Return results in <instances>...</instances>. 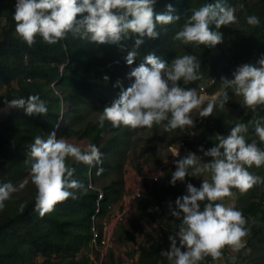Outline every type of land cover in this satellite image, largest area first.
Listing matches in <instances>:
<instances>
[{
	"label": "clouds",
	"instance_id": "clouds-1",
	"mask_svg": "<svg viewBox=\"0 0 264 264\" xmlns=\"http://www.w3.org/2000/svg\"><path fill=\"white\" fill-rule=\"evenodd\" d=\"M155 4L156 0H15V33L29 47L37 36L49 45L66 39L68 34L96 45L120 44L122 40L132 39L133 50L125 57L127 65H132L143 38H158V25H169L180 19L171 4L162 12L155 11ZM239 8L243 10L244 5L240 4ZM236 11L223 0L194 8L173 39L197 48L215 47L223 42L219 29L237 22ZM246 22L255 27L259 26L260 19L255 15L246 16ZM200 67L201 62L194 55L175 57L167 63L149 52L127 73V79L133 81L131 85L103 108L98 116L99 126L108 121L113 128L150 129L162 123L165 132L193 128L194 114L207 118L217 105L225 109L230 100L229 90L242 97L244 106L253 112L258 107L264 109V55L255 64L236 67L230 78L221 76L220 91L206 101L195 88L183 87L180 83L187 85L201 79ZM7 106L23 109L29 116L48 112L46 103L38 95L8 100ZM248 124H252L259 142L264 143V119ZM248 124L238 123L227 135L217 134L218 143L207 150L199 146L203 156L189 151L180 157L177 146L174 156L180 158L174 161L175 171L171 172L169 184L183 183L189 169L192 177L208 174L210 179L201 180L199 188L187 183L186 194L175 199L174 207L172 202L168 203L169 214L181 221L178 231L168 236L170 247L161 251L169 264H200L206 257L216 261L223 258L225 248L238 253L245 247L248 221L242 211L226 206L223 201L233 195V188L245 194L264 183V179L248 170L264 165V149L255 140L249 143L245 138ZM27 149L28 177L17 184H0V210L14 193L31 182L36 190L34 211L43 217L54 211L56 204L77 199L73 190L84 189L80 181L72 179L75 168L69 165V158L73 163L89 166L102 163V153L96 145L72 143L63 136L58 138L55 131L48 133L46 139L35 136ZM203 157L210 159L205 162ZM102 171L99 168L97 174ZM24 207L22 203L20 211ZM231 260L235 264L236 257L232 256Z\"/></svg>",
	"mask_w": 264,
	"mask_h": 264
},
{
	"label": "trees",
	"instance_id": "trees-1",
	"mask_svg": "<svg viewBox=\"0 0 264 264\" xmlns=\"http://www.w3.org/2000/svg\"><path fill=\"white\" fill-rule=\"evenodd\" d=\"M215 2L217 0H156L155 11L162 12L166 5L171 4L180 19L169 25H158V38L145 37L142 46L146 55L152 52L167 63H171L180 54L196 56L201 62V79L187 85L181 81L183 87L198 89L200 84L214 77L213 85L207 87L208 91H213L221 76L231 75L242 64H255L264 55V0H223L225 4L237 9V22L219 29L223 42L215 47L201 45L197 48L173 39L191 15L192 9ZM14 4L15 0L0 4V184L11 182L28 171V168L23 167L25 154L28 144L35 136L46 139L52 131L56 132L57 137L70 134L71 126L79 118L77 104L81 100L80 93L91 95L100 86L115 88L122 85H117L113 65L105 57L106 51L117 44L96 45L68 34L66 39L54 45L44 43L37 36L36 42L29 47L15 33ZM240 4L244 5L243 10L239 8ZM251 15L259 17V26L247 24L246 16ZM105 76L108 77L107 80L104 79ZM231 92L229 90V96ZM31 95H38L46 103V114L29 116L23 109L7 106L8 100L21 97L26 99ZM64 100L68 103L67 116L62 112ZM226 105L236 108L241 106V117L232 127L238 123L248 124L249 121L264 119V109L258 107L253 112L244 106L241 99L235 102L230 96ZM60 116L68 117L61 126L57 122ZM226 116V111L217 105L212 116L201 118L195 130L199 146L202 145L207 150L218 143L217 134H228L230 129L225 126ZM248 129L244 134L247 142L255 140L264 149V143L259 142L255 136L252 124H248ZM112 130L114 129H111L108 121H105L103 127L98 122L88 121L75 131L76 138H85L102 151V163L93 166L73 163L69 158V165L75 168L72 179L84 185V189L73 190L77 199L69 198L56 204L54 211L43 217L34 211L35 187L30 197L13 195L11 200L5 202V208L0 210V264H93L89 255L83 253L89 248L90 217L94 212L97 195L87 187L88 172L93 173L103 167L106 163L104 151L115 149L116 138L108 135ZM179 133L182 135L181 129ZM187 146V152H193L189 141ZM169 167L173 168L175 165ZM248 170L264 179V165L259 168L253 166ZM171 172L173 170L167 174L168 181L171 179ZM187 183H193L190 171L183 183L178 181L175 186L168 184L160 190L154 186L151 193L138 199L136 205L139 214L156 218L157 206L162 207L165 194L171 195L175 200L182 194L180 186ZM115 184L111 182L103 188L102 212L107 210L112 197L119 193ZM248 193L251 197L239 199L235 208L246 217L249 234L245 237V247L233 256L236 257L237 264H264V183L255 185ZM22 203L25 207L20 211ZM171 218L167 217L160 223L166 227L180 224V219ZM160 234L161 237L157 239L148 235V241L138 245L134 264H169L161 251L170 247L168 236L172 233L162 229ZM119 238L133 240L132 235L127 232ZM245 249L247 252L244 253ZM227 260L225 257L223 264H228ZM213 263L211 257L200 262Z\"/></svg>",
	"mask_w": 264,
	"mask_h": 264
},
{
	"label": "rangeland",
	"instance_id": "rangeland-1",
	"mask_svg": "<svg viewBox=\"0 0 264 264\" xmlns=\"http://www.w3.org/2000/svg\"><path fill=\"white\" fill-rule=\"evenodd\" d=\"M5 2L10 3L11 0H0V4ZM2 23L3 20L1 21V24ZM133 47V40L127 39L122 40L120 44H117L113 49L106 51L105 57L111 61L115 77L120 83H122V85L115 88L100 86L95 90L94 94L91 95L80 93L81 100L77 104L79 118L71 126L70 134L61 136L70 141L76 142V144H80L81 142L88 143L85 138H76L74 133L88 121L98 122V116L103 111V108L105 106H109L114 99H117L122 89H126L131 85L133 81L127 79V73L137 67L146 55L143 46L141 45L136 49L138 55L136 56L133 64L127 65L125 57L129 51L133 50ZM179 56H181V54ZM233 67L235 68V66ZM226 77L230 78L231 75ZM220 87L221 82H218L213 91H208L209 94L217 93L220 90ZM230 96L234 98L235 102L239 99L243 102L242 97L235 96L232 92ZM82 100L85 102H81ZM224 110L227 113L225 126L227 129H230L232 128V125H234L241 117V106L236 108L231 105H226ZM62 112L65 116H67L66 113L68 112V103L65 100L63 101ZM1 113H4L3 110H1ZM65 116L64 118L61 116L58 117L57 122L60 126L67 121L68 117ZM111 129L114 130L109 131L108 135L111 134L115 136L117 142L116 147L113 150L104 151L103 155L106 163L103 167H101L103 171L99 174H97L98 170H94L93 173H90V175H88L90 177L88 179V184L91 183L92 185L103 189L111 182L116 183L115 186L119 193L114 195L108 202L109 206L107 207V210L100 213V217H103L101 219L105 221H113L115 220L116 215L119 214V219H117V222L115 223L111 247L106 251L103 257L99 258V255L94 254V252L90 253L89 249L85 250L83 253L88 254L89 257L92 256L98 264H134L138 245L140 243H146L148 241V235L157 239L161 237L160 233L162 229H167L168 232L172 234L178 231L179 225L175 226V224H172L170 227H166L160 223V221H164L167 217L171 218L168 203L172 202L174 207L175 201L171 195L165 194V201H163L162 207L157 206L158 216L156 218L147 215H140L136 203L138 199L144 197L146 193H151L154 186L160 190L162 186L165 187L169 184L167 174L172 170L175 171V167H167L166 172L157 182L152 181L151 175L157 167L167 163L170 158L169 146L181 136L179 135L180 129L165 132L163 123L160 125H154L150 129H131L127 127L113 128L112 126ZM195 130L194 133H190L191 140L189 142L192 144L193 153L203 156V154L198 151L199 145L196 141L197 136L195 134ZM187 151L188 146L182 156L186 155ZM100 152H102L101 149ZM203 159L205 162L208 161V157H203ZM23 167L27 169L29 168V165L24 162ZM189 171L190 176L193 179V183L191 184L197 188L200 187L201 180L210 179L208 174L192 177V169H189ZM27 177L28 171L24 175L13 179L11 182L13 184H17ZM33 188L34 186L31 182H29V184L22 191L14 193L13 195H27L30 197L32 195L31 191ZM180 188L182 193L180 196L185 195L186 184L184 186H180ZM136 192H140L138 197L134 195ZM232 192L233 195L225 198L223 201L226 206L231 205L236 207L239 199H248L251 197L250 193L247 192L245 194H240L239 191L234 188L232 189ZM262 209L264 211V204ZM172 218L175 219L174 217ZM125 232L130 233L133 240L126 238L120 239L119 237L124 236ZM245 252H247V249H245L244 253ZM224 253L225 256H223L220 260L214 261L213 264H223L225 257L228 258V264H233L231 257L235 253L231 252V250L227 248L224 249Z\"/></svg>",
	"mask_w": 264,
	"mask_h": 264
},
{
	"label": "built area",
	"instance_id": "built-area-1",
	"mask_svg": "<svg viewBox=\"0 0 264 264\" xmlns=\"http://www.w3.org/2000/svg\"><path fill=\"white\" fill-rule=\"evenodd\" d=\"M214 81H215L214 77L209 78L205 83L200 84V86L198 87L197 93L202 100L206 101L216 95V93L209 94L207 90V87L213 85ZM193 119H194L195 127L181 129L182 135L172 145L169 146L170 158L168 159L167 163H165V165H160L152 173L151 179L153 182H157L162 177L159 174L162 173V175H164L166 168L174 165V161L182 157V155L185 153L187 149V142L191 140L190 133H194V130L196 129V125L201 121L200 117L198 116V113L193 115ZM70 142L76 144V142L74 141H70ZM177 146L179 148L180 157L174 156ZM88 175H90V171L88 172ZM154 176H157L159 178L154 180L153 179ZM88 178L90 177L88 176ZM88 187L94 190L97 194L96 199H95V204H94V212L91 214V217H90L91 218V225H90L91 238L88 244V247H89L88 249L90 253L94 252V254L99 255V258H100V257H103L106 251L111 247V242H112L113 235H114V227H115V223L117 222V219H119V214L116 215V218L113 221L102 220L101 218L103 217H100V213H102V201L104 198V191L103 189L96 187L92 185L91 183L88 184ZM134 195L138 197L140 195V192H136V194ZM90 259L93 261V264H98L92 258V256H90Z\"/></svg>",
	"mask_w": 264,
	"mask_h": 264
}]
</instances>
